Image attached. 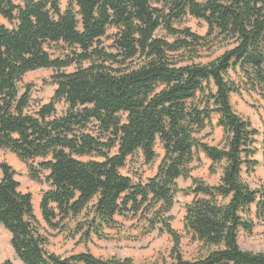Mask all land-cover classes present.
<instances>
[{"label":"trees","instance_id":"obj_1","mask_svg":"<svg viewBox=\"0 0 264 264\" xmlns=\"http://www.w3.org/2000/svg\"><path fill=\"white\" fill-rule=\"evenodd\" d=\"M185 16L204 22L205 34L177 27ZM0 18L10 25L0 22V150L26 164L32 180L48 172L39 211L50 229L73 222L76 232L100 236L119 227L117 217H139L170 235L166 264H264V251L238 242L251 233L253 215L264 216V189L243 177L260 164L255 143L261 135L264 153V126H252L231 103L242 92L264 101V0H69L64 9L59 0H0ZM51 44L71 52L51 57ZM204 52L214 57L198 61ZM37 69L54 70L56 88L34 105L23 78ZM213 115L221 145L196 137L213 128ZM157 140L164 153L154 175L135 182L121 173L137 152L152 163ZM200 153L210 173L220 171L216 184L191 178ZM0 172V225L23 264H134L47 251L32 194L18 189L6 161ZM180 177L191 178L182 191L192 195L184 230L201 248L192 259L182 256L171 226Z\"/></svg>","mask_w":264,"mask_h":264},{"label":"rangeland","instance_id":"obj_2","mask_svg":"<svg viewBox=\"0 0 264 264\" xmlns=\"http://www.w3.org/2000/svg\"><path fill=\"white\" fill-rule=\"evenodd\" d=\"M13 2L21 4L22 0H13ZM68 2L69 0H59L61 9H64L68 5ZM0 22L10 26L3 18H0ZM175 25L181 28L188 27L191 31L200 35H204L207 29L204 22L190 16H185ZM112 32V30H109L108 34ZM103 41L105 45L111 43L108 38H103ZM46 50L51 57L62 58L71 52L68 47L62 44H51L46 47ZM213 57V54L204 52L198 61H207ZM83 65L87 64L84 63ZM75 68L76 65L73 64L65 68V70L72 71ZM54 73L55 71L52 69H37L25 74L23 78L24 82L32 86L30 91L32 104H42L50 101L56 88V84L53 83L51 78ZM231 103L237 113L243 118L249 119L252 126L262 131L264 126V101L262 99L254 94L250 95L242 92L241 95L231 94ZM56 108L57 110H61L62 103L57 104ZM212 118L213 128H205L196 134V137L211 145H221L223 132L220 127L214 126L216 115H213ZM260 140L261 135L256 136L255 146L258 149ZM155 152L156 158L149 165L143 163L139 152L135 153L128 158L125 167L120 170L121 173L129 175L135 182L138 180L144 181L148 177H151L156 172L164 153L158 140L155 143ZM255 158L260 161V164L255 168L253 173L249 175L243 173V177L252 188L264 189V165L260 152L255 154ZM0 161H6L15 170L14 178L19 184L18 189L32 194L34 214L40 233L46 239L45 248L47 251L60 256L89 251L93 255L102 258L113 256L130 258L134 264H166L172 260L171 248L173 242L170 235L167 232H159L158 230L150 231L144 220H138L139 217H128L127 219L117 217V220L121 222L119 227L106 229L100 236L91 233L87 237L81 231L76 232L73 222L70 223L69 227H64L63 230L61 228L58 230L50 229L42 220L39 211L42 192L49 188V184L45 180L48 172L41 171L40 179L32 180L29 177L26 164L21 162L9 150H0ZM210 164V160L203 153H200V161H194L190 165L191 178H200L207 183L216 184L219 180L220 171L210 173ZM191 178L180 177L176 180L177 187L181 191L176 193L175 203L170 211L172 216L171 226L180 235L179 249L182 256L186 259L196 257L201 250L199 244L190 239L183 226L184 205L191 201L192 195L186 194L182 190L190 186ZM253 222L254 227L251 233H240L238 238L239 245L244 250L253 252L264 251V216L257 219L253 215ZM4 260H10L13 264H23L11 246L10 233L0 225V262Z\"/></svg>","mask_w":264,"mask_h":264},{"label":"crops","instance_id":"obj_3","mask_svg":"<svg viewBox=\"0 0 264 264\" xmlns=\"http://www.w3.org/2000/svg\"><path fill=\"white\" fill-rule=\"evenodd\" d=\"M261 140H262V136H261ZM261 140H260V146H261ZM260 146H259V151H257V152H260V156L262 157V160H263V157H264V153H263V151L260 149Z\"/></svg>","mask_w":264,"mask_h":264}]
</instances>
